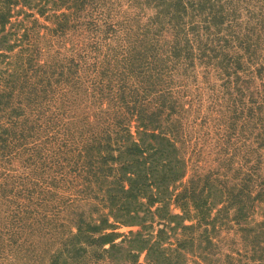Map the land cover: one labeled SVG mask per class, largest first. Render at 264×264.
Instances as JSON below:
<instances>
[{
    "label": "trees",
    "instance_id": "obj_1",
    "mask_svg": "<svg viewBox=\"0 0 264 264\" xmlns=\"http://www.w3.org/2000/svg\"><path fill=\"white\" fill-rule=\"evenodd\" d=\"M123 1L111 0V3L116 2L114 8L120 10ZM138 2L133 11L125 14V21H112L104 17L101 6L105 2L101 0H0L1 155L7 154L3 152L8 138L15 140L25 136L23 131H10L20 118L26 122L35 118L32 127L38 125V129L47 133L41 142L53 140L62 131L63 124L65 131L66 122L79 115L74 112L70 100L76 83L81 82L88 92H85L87 99L91 92L93 101L101 96L107 101L119 100L115 110H110L109 103L105 109L101 108L103 113L118 114L116 120L113 121L115 116H112L108 125L103 124L102 131L94 129L90 133L92 140L87 138L79 149L76 148L78 156L90 155L86 165L94 177L100 176L101 165L107 164L110 169L107 173L102 172L104 179H112V184L105 190L104 205L109 209L108 213L114 217V222L129 225L143 226L150 215L160 218L154 236L140 230L122 234L114 230L115 223L102 213L97 220L94 218L76 226L72 236L78 243L54 251L49 264L70 263L73 258L85 256L89 248L95 261L108 259L112 260L111 264H117L115 260L136 263L143 250L147 264H187L186 253H203L210 247V232L216 228V222L220 220L221 223V212L230 207H234L233 220L240 230L252 231L256 238L264 235V218L253 226L240 225L253 209V201L264 199V177L255 189L248 184L254 173L260 178L257 164L255 168L251 164L244 179L239 177L230 186L224 180L217 186L213 173L189 175V158L180 151L177 139H180L179 128L183 126L181 113L193 106L195 94L185 92L187 80L175 78L176 65L184 55L178 51L182 47L187 51L183 60H189L190 68L193 66L191 50L196 44L197 49L200 46L197 57L205 62V70L209 71L216 60L214 65L221 69L227 80L229 67L234 73L242 70L247 72L246 75L255 74L262 79L259 87H250L253 95L254 92L257 94L259 102L256 103L264 104V63L259 64L264 49V0ZM19 4L34 10L25 12L19 19L21 34L6 27L12 17L19 14L20 10L15 9ZM146 7L153 8L154 21L160 23L154 38L147 35L148 28L141 30L139 25H134L139 11ZM187 8L192 10L189 22L184 20ZM35 13L44 16L49 23L39 22ZM160 15L163 22L159 20ZM27 17L31 19L30 25L26 22ZM145 24L152 25V20ZM183 26L189 31L185 30V44L181 45L178 38ZM164 31H169L170 35L173 31L170 53L164 64L153 65L156 55L150 50L151 43ZM78 35L81 41L74 38ZM40 40L46 42L40 43ZM170 58L174 60L167 62ZM119 60L132 63L121 66L117 64ZM243 60L245 66H241ZM85 68L87 74L79 72ZM107 71L113 72L116 78L106 84L103 78L97 80L98 75ZM172 74L170 81L166 80V75ZM117 76L130 78L129 88L125 80ZM235 88L240 89L241 85ZM255 108V114L251 109L252 117L261 119V107ZM120 109L123 112H119ZM124 113L126 117L122 116ZM87 121L100 123L89 120V116ZM132 121H135L133 126ZM101 137L103 140L99 139ZM67 143L66 140L62 145L67 146ZM109 159L112 161L108 162ZM244 180L246 184H243ZM236 183L240 186L236 185L234 190ZM171 202L180 209L178 212L170 208ZM155 204L158 205L152 209ZM114 210L118 211L114 213ZM109 226L112 230L106 231ZM118 236H132L136 245L122 249L121 241L115 242ZM81 237L84 239L79 241ZM106 244L109 246L105 247Z\"/></svg>",
    "mask_w": 264,
    "mask_h": 264
},
{
    "label": "rangeland",
    "instance_id": "obj_2",
    "mask_svg": "<svg viewBox=\"0 0 264 264\" xmlns=\"http://www.w3.org/2000/svg\"><path fill=\"white\" fill-rule=\"evenodd\" d=\"M101 1L105 2L101 6L104 17L112 21L117 19L125 21L127 18L125 14L130 13L129 10L133 11L134 6L139 3V0H122L123 6L117 10L118 7L114 8L116 2ZM164 7H167L166 4ZM15 9L20 12L12 17L6 27L21 34L22 23L19 22V19L25 12L34 10L27 6L22 7L20 4ZM153 13L152 7L140 10L134 20V25H139L141 30L143 27L148 28L147 35L154 38L160 30V26H158L160 23L154 21L156 18L152 16ZM35 14L39 22L49 23V20L44 16ZM245 14L243 11L244 17ZM191 15V8H187L184 20L189 22ZM30 20V17H27L28 25H30ZM149 20H152V25L147 26L145 23ZM159 20L162 21L163 16L160 15ZM185 28L186 26H183L178 38L181 45H183L187 34ZM169 31L162 32V35H159L158 39H154L151 43L150 50L156 55L153 65L164 64L167 53H170L169 47L173 31L172 36ZM74 38L81 41L79 35ZM39 42L44 43L46 40ZM191 51L193 52L191 62L193 66L189 68V60H183L187 51L182 47L178 53L184 55L177 63L175 72V76H177L175 78L187 80L185 92L195 94L193 106L189 107L187 112L181 113V116H184L183 126L179 128L180 139H177L180 151L183 152L186 159L189 158V175L200 172L202 176H206L213 173V181L217 186L221 180L230 186L239 177L242 178L247 169H251V164L254 166L253 168L257 164L256 170H258L260 178H257V173L252 175L251 182L248 183L252 188L264 177V120H262L264 104L256 103L259 102L257 94L254 92L253 95L250 86H258L263 80L257 78L255 74L246 75L247 72L242 70L234 73L230 67L228 68L230 75L227 80L225 75L223 77L220 72L221 69L214 65L216 60H213L212 68L209 71L205 70V62H201L197 57L200 46L197 49V45L193 44ZM169 60L167 62L174 59L170 58ZM242 62L241 66H245V60ZM129 63L132 62L119 60L117 64L129 66ZM261 63H264V49L259 57V64ZM81 71L83 74H87V68L80 69L79 72ZM117 77H122L121 79L125 80L124 82L129 88L132 81L130 78ZM172 77L173 74L166 75V80L170 81ZM101 78L106 84L116 77L113 72L107 71L105 74L98 75L97 80ZM113 81H117V79ZM237 85H241V88L236 89ZM64 88L66 90V86ZM85 90V84L76 83L70 103L74 112L79 115H77V119L66 122L65 131L63 124L62 131L53 140L45 139L41 142L47 133L38 129V125L32 127L35 125V118L29 119L27 122L20 118L17 125L10 128V131L15 133L23 131L25 136L17 137L15 140L8 138L3 152H7V154L1 155L0 151V264H49L50 256L54 251L62 250L66 245L78 243L72 236V232L76 230V226L82 225V222L86 224L94 218L97 220L98 215L102 213L107 215L110 222H114V217L108 213L109 209L104 205L105 190L112 184V179L110 177L104 179L102 172L107 173L110 169L107 164H105L106 167L101 165L103 168L100 171V176L94 177L93 171H89V167L86 165L90 155L84 153L78 156L76 148L79 149L87 138L92 140L90 133L94 129L102 131L103 124L108 125L112 116H115L113 121L116 120L118 114L103 113L101 108L105 109L109 103L110 110H115V104L119 100L107 101L105 97L101 96L98 100L93 101V93L90 92L87 99L86 93L88 92ZM262 90L264 92V88ZM113 93L114 91L109 97ZM61 103L59 102V104ZM258 105L263 112L261 119L252 117L257 109L255 107ZM87 106H90L91 109H88ZM59 109L61 108L59 107ZM251 109L254 112L252 115ZM119 112H123V110L120 109ZM25 114L27 115L26 109ZM88 116L89 120L100 121V123L91 122L90 124V121H87ZM122 116L126 117V113ZM134 123L135 121H132L131 125L133 126ZM99 139L103 140L102 137ZM66 140L68 141L67 146L62 145ZM111 152L115 156L116 153L113 150ZM111 161L109 159L108 162ZM227 177L229 180H226ZM202 183L203 178L200 180V184ZM243 184H246L245 180ZM234 185V190H236V185L240 186L237 183ZM253 204V209L247 219L240 221V225L253 226L263 220L264 199H255ZM156 205L158 204L151 208L153 209ZM170 208L176 212L180 210L172 202ZM117 211L114 210V213ZM233 215L234 207L221 212V223L220 220L216 222V228L210 232L212 244L207 250L202 251L203 253H186L187 264H264V235L256 238L252 231L240 230L239 225L233 220ZM148 218L150 219L145 220L143 226L115 221L114 230L122 234H128L130 230H140L143 234L151 233L154 236L160 218L156 215L154 217L150 215ZM105 230L110 231L112 228L109 226ZM178 233L179 230L176 231V235ZM83 239L81 237L79 241ZM120 241L122 249L136 245V240L132 236H118L115 239V242ZM254 244L255 248H253ZM108 246L109 244L105 245V247ZM121 254H123V250H121ZM145 255V250L140 251L136 263L131 261L122 263L118 260L115 262H118L117 264H147ZM93 258L95 256L89 248L85 252V256L73 258L67 264H111L112 262L108 259L102 262L95 261Z\"/></svg>",
    "mask_w": 264,
    "mask_h": 264
}]
</instances>
